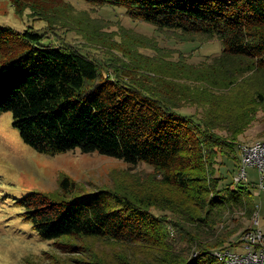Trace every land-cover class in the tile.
Instances as JSON below:
<instances>
[{
	"label": "trees",
	"instance_id": "trees-1",
	"mask_svg": "<svg viewBox=\"0 0 264 264\" xmlns=\"http://www.w3.org/2000/svg\"><path fill=\"white\" fill-rule=\"evenodd\" d=\"M9 1L18 15L28 8L46 22L21 31L0 25V113H10L21 140L41 153L97 151L151 167L145 180L87 196L67 177L59 180L67 194L27 192L18 204L35 235L63 250H92L93 264H226L214 251L230 247L232 231L215 229L236 206H254L249 182L228 181L218 169L226 161L238 167L240 135L258 111L264 116V0H86L122 6L180 40L219 39L210 59H164L173 62L168 78L143 71L153 74L151 85L132 77L126 57L97 58L65 37L80 27L58 23L62 14H51L49 2L77 17L69 2ZM115 44L130 60L133 52L154 58ZM185 103L200 108L186 111ZM98 242L110 244L111 258L99 256Z\"/></svg>",
	"mask_w": 264,
	"mask_h": 264
},
{
	"label": "rangeland",
	"instance_id": "rangeland-1",
	"mask_svg": "<svg viewBox=\"0 0 264 264\" xmlns=\"http://www.w3.org/2000/svg\"><path fill=\"white\" fill-rule=\"evenodd\" d=\"M65 1L72 5L77 17H68L67 14L56 11L52 2H49L51 14H62L61 17H55L60 18L56 19L58 23L71 19L73 24L80 27L66 31L65 37L86 47L88 53L97 58H106L111 53L126 57L124 65L132 67V77L149 85L154 83V76L143 71L155 68L154 71L159 78L170 77L165 72L170 73L173 62L168 63L164 59L184 58L192 63H198L205 58L210 59L221 49V43L216 37L209 40L198 38L201 41L180 40V35L174 30H158L144 21L132 20L125 8L119 5L100 7L86 0ZM21 14L16 13L9 0H0V25H9L20 31L27 24L34 28L46 25L44 19L28 16L30 14L28 8ZM63 31L58 32L63 35ZM115 43L129 47L131 52L136 49L137 52L153 55L154 58L146 60L133 52L131 61L126 53L115 49L119 48ZM175 78H173L175 82L188 83L184 78L178 76ZM185 104L181 108L186 111H198L200 108ZM257 115L258 117H255L240 135L239 143L264 138V116L261 115V111H258ZM235 153L239 158V148L235 149ZM150 169V165L144 162L127 164L121 159L97 151L79 152L77 149H69L54 154L38 152L21 140L17 129L11 124L10 113L7 111L0 113V264H93L86 262L91 259L86 253L90 254L92 250H63L64 247L53 240H44L36 236L31 224L24 217V208L18 204V198L32 190L57 192L60 196L67 194L59 187V180L63 177L74 182L73 191L87 196L99 187L145 180L142 178L149 175ZM245 169L254 208L246 213L242 205L236 206L226 212L224 221L215 229L219 233L223 229L232 231L224 244L233 241L230 245L231 250L242 252L245 251L242 243L236 241L241 231L251 224V214L255 213L260 224L264 223V173L261 178L262 186L259 187L260 176L257 168L246 165ZM218 170L228 181L238 173L237 167L231 161L224 162ZM154 211L159 212L157 209ZM96 245L100 257L113 256L115 251L109 247L110 244L98 242ZM81 258L84 260L83 263L80 261Z\"/></svg>",
	"mask_w": 264,
	"mask_h": 264
},
{
	"label": "built area",
	"instance_id": "built-area-1",
	"mask_svg": "<svg viewBox=\"0 0 264 264\" xmlns=\"http://www.w3.org/2000/svg\"><path fill=\"white\" fill-rule=\"evenodd\" d=\"M238 148L240 150L238 173L233 175V180L247 182L245 166L252 165L257 168L260 176L259 187H261V178L264 173V138L252 142H241ZM251 215V224L239 235L238 243H242L244 252L231 250L230 247L214 251L216 256L226 264H264V224L259 223L255 213Z\"/></svg>",
	"mask_w": 264,
	"mask_h": 264
},
{
	"label": "crops",
	"instance_id": "crops-1",
	"mask_svg": "<svg viewBox=\"0 0 264 264\" xmlns=\"http://www.w3.org/2000/svg\"><path fill=\"white\" fill-rule=\"evenodd\" d=\"M259 223H260V220H259ZM264 224V223H263ZM263 224H261V225H263Z\"/></svg>",
	"mask_w": 264,
	"mask_h": 264
}]
</instances>
